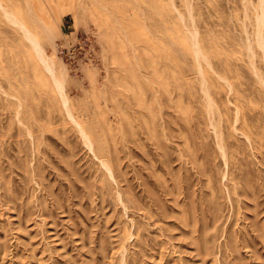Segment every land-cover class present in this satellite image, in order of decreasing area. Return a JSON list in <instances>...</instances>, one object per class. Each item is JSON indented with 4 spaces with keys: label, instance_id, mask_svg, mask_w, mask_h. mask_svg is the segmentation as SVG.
Wrapping results in <instances>:
<instances>
[{
    "label": "rangeland",
    "instance_id": "1",
    "mask_svg": "<svg viewBox=\"0 0 264 264\" xmlns=\"http://www.w3.org/2000/svg\"><path fill=\"white\" fill-rule=\"evenodd\" d=\"M260 16V0H0V264H264Z\"/></svg>",
    "mask_w": 264,
    "mask_h": 264
},
{
    "label": "bare ground",
    "instance_id": "2",
    "mask_svg": "<svg viewBox=\"0 0 264 264\" xmlns=\"http://www.w3.org/2000/svg\"><path fill=\"white\" fill-rule=\"evenodd\" d=\"M260 8L264 9V0H260ZM5 13H6V17H8V19L13 24L18 26V28L22 31V34L25 37V39L29 42L30 47H31V51H32L30 56L31 57L33 56V57H35L37 59V61L42 65V68L44 69V71H47L50 74L52 82H53V85L56 88V90L60 94H63V83H62V80L59 79L55 75L51 63L48 61V59L46 58V56H45V54L43 52L44 49L42 47V43L39 40V38L37 37V35L34 33V30L31 27L30 23L27 20H22V19L18 18L15 14L8 13V11H6V10H5ZM262 18H263V16H260L259 19H258V25L260 27L258 45L262 49L263 54H264V36L262 35L264 33V21L262 20ZM190 34H189L190 35L189 38H190V42H191V44L193 46V51L191 50V52H193V56H194L195 61L198 60L200 62L202 59H204L206 61V63L208 64V66L211 68V63L207 60L206 54L204 53L200 43L198 42L195 32L190 31ZM186 47H187V45H186ZM199 73L202 76L201 85H202V89H203V91L205 93V96L207 97L206 98L207 99L206 103H207V107L210 110V114H211V108L213 106V103H212V99L210 97L209 89H208V86H207V79L205 77V71H203L200 66H199ZM229 85H230V83H229ZM154 92H155L154 93V98L156 99V101H159V97L157 95L158 91L156 90ZM64 101L66 102V100H64ZM80 131L82 133V137L84 138L85 144L87 145V147L90 150H93L95 142L92 139V137L89 135V133L86 131V128L80 127ZM218 134H219V132H218ZM220 149L222 150V147H220ZM95 156H97V155L95 154ZM101 164L107 170L110 178H114L115 172H114L113 167L110 166L109 163L106 160H104V159H101Z\"/></svg>",
    "mask_w": 264,
    "mask_h": 264
}]
</instances>
